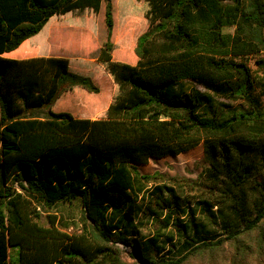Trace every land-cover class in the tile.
Returning <instances> with one entry per match:
<instances>
[{"label":"trees","instance_id":"obj_1","mask_svg":"<svg viewBox=\"0 0 264 264\" xmlns=\"http://www.w3.org/2000/svg\"><path fill=\"white\" fill-rule=\"evenodd\" d=\"M103 3L96 59L49 54ZM200 144L195 179L138 169ZM0 264H264V0H0Z\"/></svg>","mask_w":264,"mask_h":264},{"label":"rangeland","instance_id":"obj_2","mask_svg":"<svg viewBox=\"0 0 264 264\" xmlns=\"http://www.w3.org/2000/svg\"><path fill=\"white\" fill-rule=\"evenodd\" d=\"M107 38L108 30L105 22V3H103L98 18V32L96 36H93L88 33V31L82 29H74L71 31V28H53L49 37V54L53 56L96 59L99 55L100 48L107 41ZM124 47H127L131 53V58L128 61L135 63V57L131 51L133 50V45L131 46L130 43L128 46H125L123 43L122 46L119 45L118 52H122ZM23 52L17 50L10 54L13 56ZM203 156L204 149L203 145L200 144L197 147L178 155H169L161 159H150L148 163L138 165V169L144 174L159 172L169 177H186L195 179L201 172V167L198 165V162ZM166 179L168 178L166 177ZM166 182L171 185L178 184L169 180H166ZM152 185H154V183L150 182L148 187H151ZM182 186L183 185L181 184L177 185V189L180 192L183 189ZM49 212L57 215L58 225L62 229L67 230L68 232L81 231L84 216L81 202H75L74 204H59L54 209L49 210ZM165 231L176 233L174 228L171 227L168 229L166 228ZM142 232L146 235H153L156 232V228L152 225H147L142 228ZM120 246L121 248L126 249L125 259L132 261L133 259L130 256L132 249L122 244Z\"/></svg>","mask_w":264,"mask_h":264}]
</instances>
